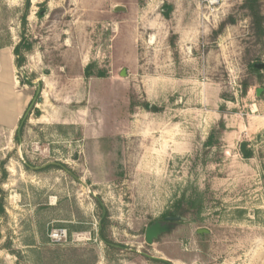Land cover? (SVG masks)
Here are the masks:
<instances>
[{"label":"rangeland","instance_id":"obj_1","mask_svg":"<svg viewBox=\"0 0 264 264\" xmlns=\"http://www.w3.org/2000/svg\"><path fill=\"white\" fill-rule=\"evenodd\" d=\"M245 2L139 0L117 37L112 0H0V45L25 57L14 123L0 104V264H264V34Z\"/></svg>","mask_w":264,"mask_h":264},{"label":"crops","instance_id":"obj_2","mask_svg":"<svg viewBox=\"0 0 264 264\" xmlns=\"http://www.w3.org/2000/svg\"><path fill=\"white\" fill-rule=\"evenodd\" d=\"M98 5L107 2L108 0H97ZM139 0H112V8L105 10L102 15L107 17L110 21L111 29L114 36L123 34L121 27L124 29L132 28L131 23L136 15L139 13ZM133 4V5H132ZM119 7V9H117ZM108 21V22H109ZM116 32V33H115ZM15 48L10 44L0 45V104L4 102L7 106H11L4 109L3 115H6L8 121L13 122L18 113L15 106V73L17 70L15 59ZM10 85L13 86V90L10 89ZM12 118V120L10 119ZM14 123V122H13ZM9 123V124H13Z\"/></svg>","mask_w":264,"mask_h":264},{"label":"water","instance_id":"obj_3","mask_svg":"<svg viewBox=\"0 0 264 264\" xmlns=\"http://www.w3.org/2000/svg\"><path fill=\"white\" fill-rule=\"evenodd\" d=\"M117 9H119V7H117ZM255 68H257V69H264V63L263 62L256 63L255 64ZM40 92H41V85L38 84L35 97L32 100V102L29 105V107L27 108V110H26V112H25V114H24V116H23V118H22V120L20 122V125H19V134H20L21 128H22L25 120L27 119V117H28V115H29L32 107L34 106L35 101L38 98ZM258 93H260V89L258 90ZM247 146H248L247 142H243L241 149H242V152H243L244 155H247L248 154V152H247ZM49 164L56 165V166H60V167L64 168L66 170V172H68L72 177H74L83 187H85V188L88 187V185L83 180H81L77 175H75L74 173H72L63 164L58 163V162H50V163H47L45 165H49ZM45 165H43V166H30V165H28V166H30V168H32V169H36L37 170V169H40V168L44 167ZM92 195L95 196V194H92ZM96 198L98 199V197H96ZM167 219L168 220H180V219H182V217L181 216L167 217ZM168 229H169L168 226L166 224H162L161 222H156V223L152 224L146 230V240H147V242L152 244L154 238L158 237L161 233L166 232ZM99 230H101V226H100V229ZM100 238H101V240L103 242H106V241L103 240V238L101 236H100ZM144 255H146V256H148L150 258H153V259H156L157 258L155 256H151V255L146 254V253H144ZM158 259H162L164 261H168V260H166L164 258H158ZM168 262H170V261H168Z\"/></svg>","mask_w":264,"mask_h":264},{"label":"trees","instance_id":"obj_4","mask_svg":"<svg viewBox=\"0 0 264 264\" xmlns=\"http://www.w3.org/2000/svg\"><path fill=\"white\" fill-rule=\"evenodd\" d=\"M244 7L249 11V16L251 17L253 29L255 30V32L258 33V35H263L264 34V16L260 8L259 0H246ZM22 46H23V42L21 41V43L18 44L15 48V53L18 55V59L16 60L18 66H20L24 62V59H25L24 56L19 55L20 54L19 51ZM30 46H31L30 44H27V46H24V47H26L27 49H30ZM249 69L251 71H256L254 62L249 63ZM246 90H247V85L245 84L243 91H246ZM147 108L150 109V106L147 105ZM249 156L250 154L249 155L247 154V157ZM3 177L5 178V176ZM4 213H5V209H4L2 200H0V223H1V216ZM102 235H103V232H102Z\"/></svg>","mask_w":264,"mask_h":264},{"label":"flooded vegetation","instance_id":"obj_5","mask_svg":"<svg viewBox=\"0 0 264 264\" xmlns=\"http://www.w3.org/2000/svg\"><path fill=\"white\" fill-rule=\"evenodd\" d=\"M168 217H176L175 215H171V216H168ZM167 218V217H166ZM168 222H171V223H173V222H175V221H173V220H169Z\"/></svg>","mask_w":264,"mask_h":264}]
</instances>
